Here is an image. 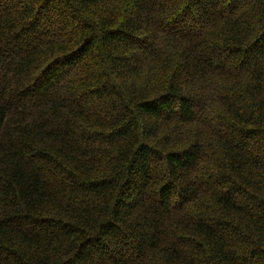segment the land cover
Returning a JSON list of instances; mask_svg holds the SVG:
<instances>
[{"label":"trees","instance_id":"obj_1","mask_svg":"<svg viewBox=\"0 0 264 264\" xmlns=\"http://www.w3.org/2000/svg\"><path fill=\"white\" fill-rule=\"evenodd\" d=\"M0 264H264V0H0Z\"/></svg>","mask_w":264,"mask_h":264}]
</instances>
